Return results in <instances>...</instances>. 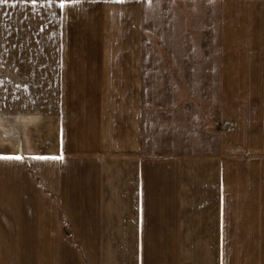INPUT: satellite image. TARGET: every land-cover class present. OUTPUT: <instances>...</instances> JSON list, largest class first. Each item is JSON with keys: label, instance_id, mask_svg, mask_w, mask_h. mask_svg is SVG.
<instances>
[{"label": "crops", "instance_id": "0c3cea01", "mask_svg": "<svg viewBox=\"0 0 264 264\" xmlns=\"http://www.w3.org/2000/svg\"><path fill=\"white\" fill-rule=\"evenodd\" d=\"M142 1L121 3L135 14ZM217 1V154H147L138 127L118 143L107 121L101 135L114 146L100 151L71 150L63 122L54 137L42 135L38 151L20 137L17 151L0 153L22 157L0 158V263L64 264L72 245L73 264H264V26L254 23L244 36L254 44L242 47L241 0ZM28 117L19 114L15 122L29 126L35 119ZM45 121L41 129L51 134Z\"/></svg>", "mask_w": 264, "mask_h": 264}, {"label": "rangeland", "instance_id": "374dc122", "mask_svg": "<svg viewBox=\"0 0 264 264\" xmlns=\"http://www.w3.org/2000/svg\"><path fill=\"white\" fill-rule=\"evenodd\" d=\"M59 4L0 2V153L17 151L20 137L38 151L42 135L54 137L58 122L70 132L71 150L113 148L101 135L107 121L118 143L138 127L147 154H217L222 103L217 0H143L137 17L130 3L116 0H79L63 9ZM239 8L245 48L253 42L245 39L247 30L254 23L264 26V0H241ZM19 114L35 121L20 127ZM42 120L51 134L42 131ZM225 192L231 204L234 196L227 187ZM261 215L264 219V211ZM71 247L66 246L64 264H73ZM112 250L119 254V246Z\"/></svg>", "mask_w": 264, "mask_h": 264}, {"label": "snow or ice", "instance_id": "6c2138e0", "mask_svg": "<svg viewBox=\"0 0 264 264\" xmlns=\"http://www.w3.org/2000/svg\"><path fill=\"white\" fill-rule=\"evenodd\" d=\"M0 2H6V0H0ZM21 2H25V0H21ZM30 2L32 4H35L36 3V0H30ZM79 0H60V4H59V7L61 9H63L65 7L66 4H76L78 3ZM120 2H122V0H120ZM0 158H7V159H22L21 156H8V157H3V156H0ZM36 159H57L59 157H35Z\"/></svg>", "mask_w": 264, "mask_h": 264}]
</instances>
